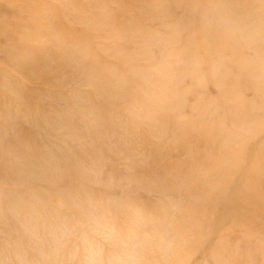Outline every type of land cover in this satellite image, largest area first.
<instances>
[{
    "label": "rangeland",
    "instance_id": "rangeland-1",
    "mask_svg": "<svg viewBox=\"0 0 264 264\" xmlns=\"http://www.w3.org/2000/svg\"><path fill=\"white\" fill-rule=\"evenodd\" d=\"M0 264H264V0H0Z\"/></svg>",
    "mask_w": 264,
    "mask_h": 264
}]
</instances>
